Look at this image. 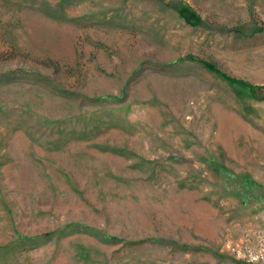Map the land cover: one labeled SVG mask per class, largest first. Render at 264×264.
Returning a JSON list of instances; mask_svg holds the SVG:
<instances>
[{
    "label": "rangeland",
    "instance_id": "obj_1",
    "mask_svg": "<svg viewBox=\"0 0 264 264\" xmlns=\"http://www.w3.org/2000/svg\"><path fill=\"white\" fill-rule=\"evenodd\" d=\"M0 264H264V0H0Z\"/></svg>",
    "mask_w": 264,
    "mask_h": 264
},
{
    "label": "trees",
    "instance_id": "obj_2",
    "mask_svg": "<svg viewBox=\"0 0 264 264\" xmlns=\"http://www.w3.org/2000/svg\"><path fill=\"white\" fill-rule=\"evenodd\" d=\"M181 12H183V9L181 10ZM208 66V68L212 69V70H215V68L211 65V64H206ZM224 76V75H223ZM229 82L231 83H243L242 81L240 80H236V79H233V78H229V77H226L224 76Z\"/></svg>",
    "mask_w": 264,
    "mask_h": 264
}]
</instances>
